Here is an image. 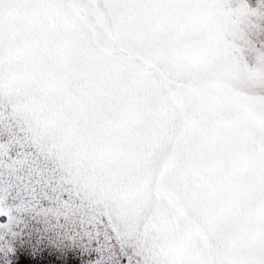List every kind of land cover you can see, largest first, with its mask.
<instances>
[{
  "label": "snow or ice",
  "instance_id": "snow-or-ice-1",
  "mask_svg": "<svg viewBox=\"0 0 264 264\" xmlns=\"http://www.w3.org/2000/svg\"><path fill=\"white\" fill-rule=\"evenodd\" d=\"M0 264H264V0H0Z\"/></svg>",
  "mask_w": 264,
  "mask_h": 264
}]
</instances>
